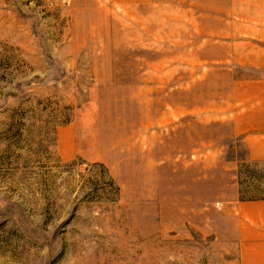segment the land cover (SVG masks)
Here are the masks:
<instances>
[{"label": "rangeland", "instance_id": "1", "mask_svg": "<svg viewBox=\"0 0 264 264\" xmlns=\"http://www.w3.org/2000/svg\"><path fill=\"white\" fill-rule=\"evenodd\" d=\"M257 114L264 0H0V264H229Z\"/></svg>", "mask_w": 264, "mask_h": 264}, {"label": "crops", "instance_id": "2", "mask_svg": "<svg viewBox=\"0 0 264 264\" xmlns=\"http://www.w3.org/2000/svg\"><path fill=\"white\" fill-rule=\"evenodd\" d=\"M245 136L250 158L264 160V115H256ZM237 186L225 209L224 220L219 224V238L226 252L234 257L229 264H264V198L238 199Z\"/></svg>", "mask_w": 264, "mask_h": 264}]
</instances>
